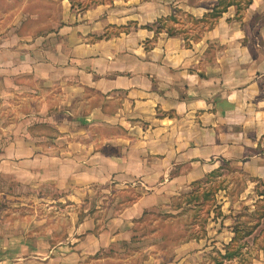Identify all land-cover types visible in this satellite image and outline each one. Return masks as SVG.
Listing matches in <instances>:
<instances>
[{
	"label": "crops",
	"instance_id": "0c3cea01",
	"mask_svg": "<svg viewBox=\"0 0 264 264\" xmlns=\"http://www.w3.org/2000/svg\"><path fill=\"white\" fill-rule=\"evenodd\" d=\"M220 1L75 9L69 0H0V184L142 188L109 222L132 224L226 167L264 184V0H222L234 3L209 29ZM176 13L197 26L169 36L159 22ZM11 223H0V264H83L120 239L112 224L95 231L91 217L60 250L33 222L26 233ZM232 229L213 240L223 254ZM250 251L244 264H264V247Z\"/></svg>",
	"mask_w": 264,
	"mask_h": 264
},
{
	"label": "rangeland",
	"instance_id": "374dc122",
	"mask_svg": "<svg viewBox=\"0 0 264 264\" xmlns=\"http://www.w3.org/2000/svg\"><path fill=\"white\" fill-rule=\"evenodd\" d=\"M111 1L69 0L75 9ZM174 17L176 20L165 23V26L175 30L176 34H189L188 30L183 33L177 29L190 31L198 23L186 13H176ZM212 20L204 21L205 27H209ZM1 181L0 186L5 188L7 194L0 198V223L12 221L10 225L19 230L25 228L23 232L26 233L31 230L33 222L40 237L49 236L60 250L69 247L68 242L77 237L73 230L87 218L97 220L95 231H104L108 224L114 226L111 229L119 234L120 239L113 246L97 253V256H87L83 264H216L221 261L218 252L224 243L222 240H213L228 228L241 224L254 227L256 202L259 195L264 194L263 183L253 184L251 178L236 167H226L223 172L202 180L200 185L188 192H194L195 202L191 205L185 200L181 209H175L184 198L179 196L171 199L167 206L148 208V216L145 218L143 215L133 224L109 223L142 197L144 189L120 191L109 185L108 188L91 187L87 192L82 191V194L75 187L61 193L51 185L31 190L19 186L10 178H2ZM256 235H260L258 242L252 244L253 237L247 240L250 249L264 247V221ZM247 247L243 249L249 254L238 257L240 259L234 260L232 264L252 261L256 253L252 254L253 249L250 251Z\"/></svg>",
	"mask_w": 264,
	"mask_h": 264
},
{
	"label": "trees",
	"instance_id": "16d2710c",
	"mask_svg": "<svg viewBox=\"0 0 264 264\" xmlns=\"http://www.w3.org/2000/svg\"><path fill=\"white\" fill-rule=\"evenodd\" d=\"M253 0H246L245 2V6H249L252 3ZM232 3L234 2H230L229 4L227 3V1H220L219 5L214 9L213 13L210 14L209 18L213 19L210 23H209V29L213 28L215 23L219 20V18L222 17V15L227 11V9L232 5ZM207 20H210V19ZM176 20V18L174 16L166 19V20H161V22H159L161 25H165L164 23L169 22V21H173ZM206 21V20H205ZM175 30L173 29H167V33L169 36H174L176 34V32H174ZM202 182H197L193 185V188L197 185H200ZM193 193H188L183 195V201L181 202V204H179L175 209L179 210L183 207V202L185 200H187V204L191 205L192 203L195 202V198L193 197ZM193 197V198H192ZM259 197H262V199H260L257 202V209H256V224L254 225V227L249 228V227H244L242 224L241 226L239 225V227H235L233 228V232L235 234L234 239L232 240V242L225 246L224 251L225 253L223 254L222 252H218V256L220 257L221 261H217L216 264H223L225 261H232L238 257H240L242 255V250L243 248H245L247 246V242H245V240L249 237H251L262 225V222L264 221V194H261ZM145 218L148 216V212L146 211L144 213ZM242 226L244 228H242Z\"/></svg>",
	"mask_w": 264,
	"mask_h": 264
}]
</instances>
